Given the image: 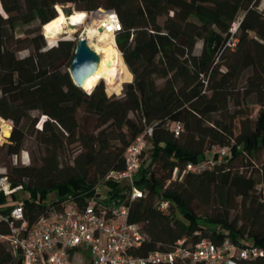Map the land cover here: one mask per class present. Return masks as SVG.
I'll use <instances>...</instances> for the list:
<instances>
[{
    "label": "trees",
    "instance_id": "1",
    "mask_svg": "<svg viewBox=\"0 0 264 264\" xmlns=\"http://www.w3.org/2000/svg\"><path fill=\"white\" fill-rule=\"evenodd\" d=\"M0 3L5 13L0 11V120L14 123L1 149L11 160L5 175L29 194L19 202L30 226L66 201L84 205L98 197L129 207V222L139 224L146 238L135 253L140 257L184 239L220 245L228 238L264 251V0ZM68 4L118 15L117 45L134 75L121 97L109 96L103 85L88 94L74 84L69 72L74 41L60 40L47 49L43 27L57 17L56 6ZM35 23L36 29L17 36V28ZM232 38L234 48L228 46ZM247 71L251 75L245 79ZM252 96L261 105L255 120L241 103ZM41 117L42 128L36 130ZM170 123L183 125L179 137ZM150 127L151 164L141 166L135 179L143 196L131 201L129 185L106 178L125 169L126 149ZM26 128L33 129L44 151L38 165L13 162L26 151ZM219 147H230V155L215 156L212 169L180 177L189 163L209 160ZM68 150L76 155L66 167ZM100 186L104 194H97ZM51 194L56 199L48 204ZM159 200L169 202L167 211L157 206ZM13 203L0 197L2 213L7 215ZM205 208L211 213L202 215ZM10 232L9 224H0V235ZM0 264H22V259L0 242ZM239 264H264V256Z\"/></svg>",
    "mask_w": 264,
    "mask_h": 264
},
{
    "label": "built area",
    "instance_id": "2",
    "mask_svg": "<svg viewBox=\"0 0 264 264\" xmlns=\"http://www.w3.org/2000/svg\"><path fill=\"white\" fill-rule=\"evenodd\" d=\"M57 8V6H56ZM108 22V30L117 35L122 31L118 15L114 11L98 9L86 12V18L77 29L98 24L104 26ZM239 23L233 26L231 32L237 34ZM47 49L58 45L64 37L52 40L46 33ZM237 40L232 38L228 46L234 48ZM3 122V125H1ZM42 128V125L39 129ZM169 128L179 137L184 127L180 123H170ZM0 129L12 133L14 123L11 120H0ZM153 136V128H148L125 151V169L121 172H111L106 180L113 183H126L129 191L126 193L131 201L143 196V191L135 185V179L142 166V157L146 151L149 139ZM230 147L215 148L211 158L206 161L189 163L180 177L186 173L200 174L215 165V156L225 158L230 155ZM14 165H29L31 158L24 151L13 158ZM0 197L15 201L16 196L23 192L22 185L13 186L12 182L1 172ZM179 177L175 170L173 179ZM105 188L100 186L97 194H104ZM104 192V193H103ZM157 206L167 211L169 202L159 200ZM0 224L7 223L10 227L8 236L0 235V242L9 245L13 255L22 259V264H239L241 260L256 259L264 256V251L254 245L242 247L230 239H225L220 245L208 240L192 244L188 239L179 240L162 251L151 252L145 257L137 256L146 238L139 224L129 222V207L117 204L112 199L104 201L93 197L84 205L74 201H66L60 211L52 209L48 215L41 217L30 226L24 218V203L10 205L8 214L1 211Z\"/></svg>",
    "mask_w": 264,
    "mask_h": 264
},
{
    "label": "bare ground",
    "instance_id": "3",
    "mask_svg": "<svg viewBox=\"0 0 264 264\" xmlns=\"http://www.w3.org/2000/svg\"><path fill=\"white\" fill-rule=\"evenodd\" d=\"M58 15L55 19L44 26V32L48 38L57 39L60 35H71L82 25L86 18V12L75 11L68 16L64 8L57 6ZM96 24L89 25L84 30L80 41H86L90 47L101 56L98 71L90 77L84 84L83 90L91 94L98 84L106 81L110 94H119L124 84L132 83L134 75L126 64L121 51L118 48L115 34L108 30V22L104 26L96 27ZM112 26V25H109ZM103 29L102 31L100 29ZM3 125V122H1ZM9 136L6 129L0 132V144Z\"/></svg>",
    "mask_w": 264,
    "mask_h": 264
},
{
    "label": "rangeland",
    "instance_id": "4",
    "mask_svg": "<svg viewBox=\"0 0 264 264\" xmlns=\"http://www.w3.org/2000/svg\"><path fill=\"white\" fill-rule=\"evenodd\" d=\"M60 6H62L64 8V11L65 10L69 11L68 13H66L68 16L72 15L75 11H79V10H77L75 8L74 4L60 5ZM55 10H56L57 15H58V11H57L56 7H55ZM0 11L2 12L3 15H5L1 3H0ZM238 23L239 22H237L236 25ZM37 27H38V24H36V23L32 24V25L20 26L16 30L17 31V36L18 37H21V36L24 37L25 34H27L28 32L32 31L33 29H36ZM83 32H84L83 28L82 29L81 28L80 29H76L75 33H73L71 35H63V36H60V38L64 37L66 40L74 41L76 43V45H77L80 42V38H81ZM91 48L94 49L93 47H91ZM30 51H32V48L17 53V56H18V58L25 57L26 55L29 54ZM250 75H251V72L247 71L245 73V79L248 76H250ZM127 84H130V83L124 84L123 89L121 90V92L119 94H110L108 92L106 81H102L98 85H103L105 90H106V93L109 96L115 95L116 97H121L122 94L124 93V90H125V87H126ZM241 85H244V80L241 82ZM241 103H242V107L245 109L246 113L250 115L252 120H255L257 115H258L259 110L261 109L259 97L252 96V97H249L247 99H242ZM33 115L36 116L38 114L34 113ZM217 117H218L217 115L214 116V118H217ZM41 120H42V117L39 119V123L35 126L36 130H39V128H40ZM0 132H1V129H0ZM24 133H25V136H26L25 137L26 141H25V144H24V149L29 153L32 165H38L40 160H41V158L44 156V151L39 145H37L35 143L36 133L33 131L32 128H26ZM10 137H11V133H9V136L7 138H5V140H4V142L2 144H0V160L3 159L5 157V155H6V150H2L1 147L3 145H5V144L9 143ZM74 147H76V145H73L70 149H73ZM75 155L76 154L72 153V150H68L67 153L64 154V157H63V166H66V167L68 165L72 166ZM151 155H152V148H151V144L149 143L148 147H147V149L144 152L143 157H142V166L143 167H148L151 164V160H152ZM10 162H11L10 158H6V157H5V159H3V161H0V172L6 171V166H8ZM65 169H68V168H65ZM66 171H70V170H65V172ZM240 172L242 173V171H240ZM104 191H106V190H104ZM28 196H29V194L26 193V192L19 193L16 196V200L14 201V204L18 203L19 200H22V199H24V198H26ZM54 199H56V194H51V195L48 196V198L46 199L45 202H47L48 204H51V202ZM208 213H211V209L210 208H205L202 211V215L208 214Z\"/></svg>",
    "mask_w": 264,
    "mask_h": 264
},
{
    "label": "water",
    "instance_id": "5",
    "mask_svg": "<svg viewBox=\"0 0 264 264\" xmlns=\"http://www.w3.org/2000/svg\"><path fill=\"white\" fill-rule=\"evenodd\" d=\"M68 12L65 10V13ZM100 30L102 31L103 29L101 28ZM100 62L101 56L86 41H80L77 44L74 59L69 70L74 84L83 90L86 81L98 71Z\"/></svg>",
    "mask_w": 264,
    "mask_h": 264
}]
</instances>
